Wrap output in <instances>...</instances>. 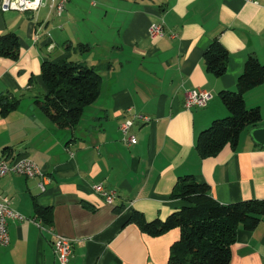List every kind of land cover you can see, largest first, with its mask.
I'll return each mask as SVG.
<instances>
[{
    "label": "crops",
    "instance_id": "1",
    "mask_svg": "<svg viewBox=\"0 0 264 264\" xmlns=\"http://www.w3.org/2000/svg\"><path fill=\"white\" fill-rule=\"evenodd\" d=\"M49 3L4 11L0 0V35L15 32L20 42L16 60L0 55V99L18 102L8 111L0 102V158H31L46 185L22 174L0 178V200L23 216L8 221L0 264H57L56 233L72 240L67 264H168L180 228L154 236L129 219L134 210L148 221L166 219L185 205L172 191L186 174L207 182L221 203L264 199V145L252 137L254 126L215 155L202 157L196 147L202 130L230 114L220 92L237 90L248 57L264 63V0H70L61 15ZM160 21L166 33L151 36ZM216 39L229 52L220 77L204 60ZM46 60L81 62L101 74L99 97L74 129L58 128L36 103L47 92ZM196 87L213 98L188 108L187 91ZM245 102L261 108L264 125V84ZM138 114L151 120L135 119L129 133L137 142L129 143L121 125ZM98 184L117 191L112 202ZM36 204L50 209L49 219ZM231 264H264V218L254 230H237Z\"/></svg>",
    "mask_w": 264,
    "mask_h": 264
},
{
    "label": "trees",
    "instance_id": "2",
    "mask_svg": "<svg viewBox=\"0 0 264 264\" xmlns=\"http://www.w3.org/2000/svg\"><path fill=\"white\" fill-rule=\"evenodd\" d=\"M79 46L83 51L89 49L83 43ZM0 55L14 60L19 57L20 42L15 32L0 35ZM228 59L229 52L218 39L204 53L207 70L218 77L227 71ZM42 75L47 92L36 99L37 105L58 128L74 129L86 107L99 97L101 74L81 62L46 60ZM261 84H264V63L252 54L238 77L237 90L220 92L230 114L214 119L198 135L196 147L202 157L217 154L229 142L237 145L244 129L261 123V108L248 107L245 102V94ZM0 102L4 111L18 103L3 98ZM172 197L181 198L186 204L166 219L148 221L137 210L129 219L154 236L180 228L181 235L171 246L168 264H231V245L236 240L237 230L240 227L254 230L264 218V199L221 203L211 194L210 185L198 181L192 174L179 178ZM35 211L45 220L49 219V208L36 204Z\"/></svg>",
    "mask_w": 264,
    "mask_h": 264
},
{
    "label": "built area",
    "instance_id": "3",
    "mask_svg": "<svg viewBox=\"0 0 264 264\" xmlns=\"http://www.w3.org/2000/svg\"><path fill=\"white\" fill-rule=\"evenodd\" d=\"M49 7L54 9L58 15H61L70 0H49ZM47 5V0H1V8L7 10H20V11H38L41 7ZM150 35L153 37L163 36L166 33L164 21L152 23L149 28ZM47 36H51L48 32ZM49 48H53L50 45ZM213 98L211 90L204 87H196L187 91L185 104L188 108L192 107H205L208 102ZM135 119L142 121H150L151 117L138 114L133 119H128L121 125V130L124 134V139L129 143H136L137 137L130 134V128L135 122ZM8 174H22L28 178L41 177L42 181L40 186L42 190L46 189L44 177L45 172L43 169L29 157H16L13 159L0 158V178ZM96 191L100 192L108 202H112L117 195L115 189H105L101 184L95 186ZM23 218V216L13 208L12 204L7 198L0 200V243L8 245L10 243V234L8 230L9 219ZM38 226L42 227L40 221H35ZM54 250L57 255V264H67L70 256L73 253L72 240L61 233L55 234Z\"/></svg>",
    "mask_w": 264,
    "mask_h": 264
},
{
    "label": "water",
    "instance_id": "4",
    "mask_svg": "<svg viewBox=\"0 0 264 264\" xmlns=\"http://www.w3.org/2000/svg\"><path fill=\"white\" fill-rule=\"evenodd\" d=\"M252 137L261 145H264V125H256L251 130Z\"/></svg>",
    "mask_w": 264,
    "mask_h": 264
},
{
    "label": "rangeland",
    "instance_id": "5",
    "mask_svg": "<svg viewBox=\"0 0 264 264\" xmlns=\"http://www.w3.org/2000/svg\"><path fill=\"white\" fill-rule=\"evenodd\" d=\"M73 52H74V51H73ZM74 53H75V52H74ZM77 53H78V55L80 56V52H79V49H78Z\"/></svg>",
    "mask_w": 264,
    "mask_h": 264
}]
</instances>
